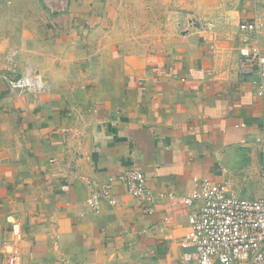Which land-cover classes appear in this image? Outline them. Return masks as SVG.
I'll return each mask as SVG.
<instances>
[{
  "label": "crops",
  "instance_id": "obj_1",
  "mask_svg": "<svg viewBox=\"0 0 264 264\" xmlns=\"http://www.w3.org/2000/svg\"><path fill=\"white\" fill-rule=\"evenodd\" d=\"M94 7L53 16L48 34L23 33L18 62L39 71L47 93L7 89L0 43V264L18 244L13 223L21 264H182L188 209L157 198L147 214L121 182L115 206L102 200L93 214L85 205L127 169L154 195L180 198L207 178L240 199L263 196L264 108L254 70L239 65L238 25L264 0H238L230 42L188 30L153 53L128 48L124 25L96 19ZM259 45L264 54V35Z\"/></svg>",
  "mask_w": 264,
  "mask_h": 264
},
{
  "label": "built area",
  "instance_id": "obj_2",
  "mask_svg": "<svg viewBox=\"0 0 264 264\" xmlns=\"http://www.w3.org/2000/svg\"><path fill=\"white\" fill-rule=\"evenodd\" d=\"M243 35L238 48L242 67H250L257 78L256 94L262 100L264 108V55L259 46V38L264 35V12L255 11L249 19H243L238 26ZM16 50L4 55L12 75L4 77L11 89L26 91L25 93H45L49 85L37 73L32 65L25 67L20 77L14 70ZM264 152V134L259 140ZM263 196L256 200L240 199L229 193L224 184L208 179H194L193 189L186 195L176 198L172 193L167 195L171 207L188 209V228L182 239V264H264V171ZM121 182L127 193L137 202L144 203L145 212L153 213L157 196L146 185L141 171L127 169L116 177H111L98 188L92 189L85 205L93 214H98L101 201L115 206L113 185ZM68 190V185L63 186ZM163 197L164 195H159ZM171 216L165 221L170 222ZM21 227L12 225L11 236L15 247H11L5 264H21V248L23 241Z\"/></svg>",
  "mask_w": 264,
  "mask_h": 264
},
{
  "label": "rangeland",
  "instance_id": "obj_3",
  "mask_svg": "<svg viewBox=\"0 0 264 264\" xmlns=\"http://www.w3.org/2000/svg\"><path fill=\"white\" fill-rule=\"evenodd\" d=\"M193 1H197L198 6H196L195 9L188 10L189 4ZM202 1L203 0H86V4L83 2L79 5L78 3L80 0H0V43L6 41L5 51L9 52L11 50H16L18 52L14 60L13 70L16 76L20 77L25 69V67H21L18 62L20 61L19 56L22 52L20 46L24 42V39H27L24 37L23 33H29V30L33 29L37 32L48 34L51 31L48 21L52 20L53 16L57 17V15L60 14L65 16H73V14H77V16H88V14L80 12L82 9L84 10L85 5L87 6L88 4L91 6L96 4V7L91 8L92 14L96 19H105L108 22L116 20V22H119L121 25L123 24L125 27V36L128 38L127 47L138 51L153 53L166 50L171 47L173 36H180L181 33L186 34L188 30H201L203 35L213 42H230L232 38L237 37V32L234 33L236 26L233 24L235 21L233 11L238 5V0H207L209 6L208 9L205 10H202ZM223 1L228 3V8H224L222 5ZM71 7H77L79 11L71 12ZM226 9L227 11L224 12ZM89 21L90 20L87 22ZM258 47L260 48V45ZM4 61L7 62L6 58H4ZM239 65L241 69L244 68L241 65V60H239ZM8 68L9 64H6V70H8ZM36 71L39 73L38 70ZM11 75L12 72H10V76ZM6 87L11 92H26L11 89L7 84ZM221 184L227 187L225 183ZM159 195H156L159 199L167 198L169 193H163V197ZM137 203L141 205L145 211L146 208L144 203ZM153 206L155 207V203ZM146 213L151 214L148 212ZM12 225L10 232L12 230Z\"/></svg>",
  "mask_w": 264,
  "mask_h": 264
}]
</instances>
